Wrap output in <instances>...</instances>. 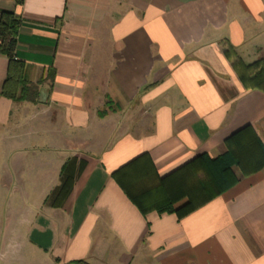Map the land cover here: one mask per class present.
Segmentation results:
<instances>
[{"label":"crops","instance_id":"1","mask_svg":"<svg viewBox=\"0 0 264 264\" xmlns=\"http://www.w3.org/2000/svg\"><path fill=\"white\" fill-rule=\"evenodd\" d=\"M3 10L20 19L14 56L30 93L1 94L11 61L0 53V184L30 201L0 237V264H264V166L235 169L234 186L182 218L127 193L149 190L138 197L150 204L161 178L221 155L248 124L264 139V91L240 76L264 61V0H0ZM73 157L86 166L51 207Z\"/></svg>","mask_w":264,"mask_h":264},{"label":"trees","instance_id":"2","mask_svg":"<svg viewBox=\"0 0 264 264\" xmlns=\"http://www.w3.org/2000/svg\"><path fill=\"white\" fill-rule=\"evenodd\" d=\"M21 4L22 0H18ZM20 19L14 11L3 10L0 16V53L9 57V74L1 94L17 101L28 98L29 83L24 79V62L16 60L14 53L19 34ZM233 48L226 45L224 52ZM241 79L253 88L264 91V61L258 60L240 74ZM108 107L111 101L107 102ZM106 111L101 112L104 116ZM226 151L217 157L204 153L196 156L158 181L159 195L150 204L142 205L149 190L128 195L143 211L155 209L159 213H175L179 218L191 213L213 198L224 193L239 181L235 169L242 175L251 174L264 166V139L254 124H248L225 140ZM86 166L84 159L76 157L65 162L60 173V184L46 198L45 203L59 208L66 201L75 180ZM146 196V197H145Z\"/></svg>","mask_w":264,"mask_h":264},{"label":"rangeland","instance_id":"3","mask_svg":"<svg viewBox=\"0 0 264 264\" xmlns=\"http://www.w3.org/2000/svg\"><path fill=\"white\" fill-rule=\"evenodd\" d=\"M0 170L2 171V167ZM23 184L24 183H22V185ZM15 185V183H10V186ZM1 186L2 185L0 184V237L2 234L4 235L8 233L5 229L9 224L17 226L23 224L25 203L30 201V199L26 198V195L23 192H17L14 195L13 193L2 189Z\"/></svg>","mask_w":264,"mask_h":264}]
</instances>
